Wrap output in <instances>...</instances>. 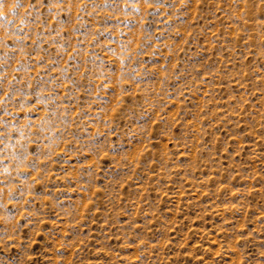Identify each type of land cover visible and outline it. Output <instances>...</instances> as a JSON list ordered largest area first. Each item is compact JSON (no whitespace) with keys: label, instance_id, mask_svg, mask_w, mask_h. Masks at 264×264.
I'll use <instances>...</instances> for the list:
<instances>
[{"label":"rangeland","instance_id":"obj_1","mask_svg":"<svg viewBox=\"0 0 264 264\" xmlns=\"http://www.w3.org/2000/svg\"><path fill=\"white\" fill-rule=\"evenodd\" d=\"M0 264H264V0H0Z\"/></svg>","mask_w":264,"mask_h":264}]
</instances>
